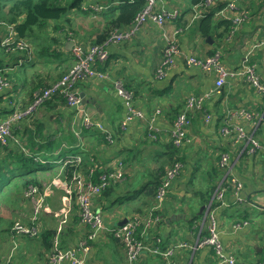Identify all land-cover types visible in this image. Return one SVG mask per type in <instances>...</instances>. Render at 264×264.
Listing matches in <instances>:
<instances>
[{
    "label": "crops",
    "instance_id": "obj_1",
    "mask_svg": "<svg viewBox=\"0 0 264 264\" xmlns=\"http://www.w3.org/2000/svg\"><path fill=\"white\" fill-rule=\"evenodd\" d=\"M122 1L124 0H89L91 8L97 3L104 8L77 10L72 16L71 27L64 25L76 37L69 41L79 40L84 45L94 43L106 26L107 19L102 13ZM175 8L181 11L176 19L161 25L148 20L132 39L110 44L108 59L96 63L105 76L85 78L78 83L77 89L83 98L84 107L97 127L107 130L109 136L97 128H87L78 108L69 105L64 98L55 96L40 106L32 116L24 117L11 125L12 136L20 146L14 140L6 147L0 146V160L10 161L16 156L17 150L20 153V149L26 154L36 155L38 159L44 157V154L53 156L67 150L69 152L66 156L81 158L84 165L80 171L85 176H89L93 170L103 172L122 169V181L95 197V207L102 210L105 222L110 227H119L118 224L128 216L142 212L139 214L145 215L150 222L148 226H143L140 233L146 241L155 243L160 240V244L166 247L179 241L194 246L198 241L205 230V206L214 197L222 181L220 156L223 152H228L231 154L233 173L243 182L242 194L246 201L234 202L230 188L226 191L224 201H215L221 239L226 252L234 255L238 264H261L264 261V150L262 148L251 153L246 149L238 157L243 144L236 142L232 136L224 135L221 129L229 125V120L226 121L228 111L232 107H243L254 114L253 121H258L257 135L264 145V94L257 92L243 75L229 77L218 88L214 69L204 71L198 66L190 65L187 59L192 55L203 58L220 51V62L226 68L240 71L245 65H253L264 83V0H212L196 6L191 0H158L156 4L157 11ZM208 15H212L214 25L209 35H203L200 32V21ZM225 15L232 19L240 17L242 20L235 26ZM225 19L232 21V28L224 33L225 28L220 21ZM53 33L57 35L59 32ZM63 33L64 31L60 34L61 44L54 46L60 47L61 52L49 56L39 54L36 60L25 61L19 67L12 64L13 61L10 63L12 65L9 68L12 70L8 76L15 80L9 88L0 91L2 113L5 109L8 112L13 109L10 100H14L19 109L30 104L40 82L34 78L35 67L44 65L49 70L45 74H39L43 78L41 81L45 82L61 75L64 68L60 64L65 68L70 67L73 63L72 53L67 48L69 41ZM173 37L176 38L181 53L177 56L175 66L165 77L159 78L157 69L162 62L167 41ZM64 41L66 45L62 46ZM14 55L20 56L19 53ZM52 69L57 70V73H53ZM118 81H123L125 88L133 94L134 91L137 92L133 96V104L146 117L157 107L161 108L158 123L162 131L158 140L148 138L147 119L135 118L125 128L122 126L128 107L118 92ZM193 94L208 95L210 98L205 101L203 110L191 112L193 124L187 129L189 141L174 149L171 147L170 132L174 118L185 108L187 97ZM208 112L212 115L210 120L206 118ZM6 118L7 116H3L0 119ZM242 123L251 130L252 122L243 120ZM171 156L172 162H181L184 169L173 179L161 206L155 207L156 198L153 202L151 199L150 203L152 195L146 196L147 190L143 192V189L148 182L158 179L160 184L155 189L157 193L172 163H167L166 159ZM42 162L45 163V160ZM160 162L163 167L156 172ZM10 163L15 165L16 162ZM43 163L29 175L44 178L51 174L52 168L42 169ZM154 181L149 190L153 191L155 188ZM7 190L6 188L1 192ZM11 201L12 199L3 202L7 206L0 204V236L3 235L1 229L5 228L4 221L9 213L16 214L13 222L24 217L19 209L20 204L15 206ZM22 204L24 209L25 203ZM70 209L67 219L74 216L71 201ZM77 214L79 215L78 210ZM240 223L241 227L237 228ZM77 229L81 232L78 226ZM82 234L84 233L81 232L80 235ZM110 236L108 232L98 235L93 243L94 251L86 264H100L98 260L104 264L105 260L96 255L97 251L104 248L107 252L106 264H116L119 256L126 264L122 245L118 246L116 252L111 246L105 247L106 242L110 245ZM71 237L68 243L76 239L73 235ZM5 238L12 243L10 232L5 234ZM26 239L21 238L20 241V247L24 250L27 248ZM36 261L40 264L45 262L39 258ZM173 262L217 264L218 259L210 246L188 247L179 249ZM137 264L166 263L163 256L144 251Z\"/></svg>",
    "mask_w": 264,
    "mask_h": 264
},
{
    "label": "built area",
    "instance_id": "obj_2",
    "mask_svg": "<svg viewBox=\"0 0 264 264\" xmlns=\"http://www.w3.org/2000/svg\"><path fill=\"white\" fill-rule=\"evenodd\" d=\"M158 0H146V6L139 11L135 16L133 22L122 28L114 30L110 36L102 43H90L84 45L83 43L73 42L71 47L72 54L75 60L73 67L59 80L52 84L44 91L36 92L33 103H30L25 109H19L17 107L16 112L8 115L5 120L0 121V144H7L9 138L12 137V123L17 119L30 116L45 101L51 98L54 94H61L66 102L78 108L82 114L83 124L87 128H97L106 136L109 133L104 128L97 127V124L87 112L84 107L83 98L77 89L78 83L87 78L91 77H103L105 73L98 69L96 66L97 62H104L109 57L108 46L110 44H119L123 41H127L133 38V36L139 31L140 27L147 22L152 20L157 24H164L166 21L176 19L179 14V9L172 10H156V4ZM212 0H206L207 3ZM234 7V5H231ZM95 9H102V5L95 4L92 6ZM231 16L225 15V18L231 19L235 26L241 22L240 17L234 19ZM10 29L3 33L1 45L7 47L8 50L26 48L28 50V43L23 38H18L16 31L12 26ZM235 28V27H234ZM264 43V41H263ZM29 53L32 52L28 50ZM181 53L179 44L175 37L169 39L163 52V59L157 69V77L163 78L176 64L177 56ZM220 51H216L212 55L207 57L190 56L187 61L190 65L198 66L204 71H210L212 69L216 72V86L222 87L229 77L242 76L245 77L257 92L264 94V83L260 80L259 75L253 65H245L240 71H234L226 68L220 62ZM6 72L0 70V91L5 88H9L12 84L11 80L7 78ZM119 94L125 99L128 113L122 121V126L125 128L135 118L147 119L148 120V134L151 140H158L162 127L158 123V115L161 113V108L157 107L153 114L146 117L145 113L138 109L133 104L134 94L127 90L124 86L123 81L116 82ZM210 96L203 94H193L186 99L185 108L179 112L174 118L173 127L171 129L172 143L176 146H182L185 141H189L188 128L193 124V117L191 112L194 110H203L204 103ZM206 118L210 120L212 118L211 113H207ZM254 114L249 112L243 107H232L227 113V119L229 125L222 127L221 131L224 135L232 136L236 142L243 144L238 157L246 149L251 153L258 152V150H264L261 140L256 136V130L258 121H253ZM243 120H247L253 123L251 130L242 123ZM81 162V158L77 156ZM70 159L66 160V163ZM219 167L223 170L222 181L217 188L214 197L205 206L204 211V223L205 230L202 231L201 236L194 246L188 242L179 241L178 243L171 244L163 247L160 244V240L155 243L146 241L142 233L138 232L141 225L148 226V219L145 215L134 213L125 219V222L119 227L107 226L105 217L101 209H96L94 198L102 195L108 187L113 184L119 183L124 177L122 169L103 171L101 172L98 180H94L89 176H85L82 172L77 169L74 171L71 180H63L61 177H54L53 180L45 185L44 187H31L25 192L26 198H30L33 202L34 213L27 221H16L11 227V239H12V250L3 259H0V264H14V255L18 248V243L21 238H32L37 236L42 227V215L46 212L53 213L55 216L60 217V224L58 232L54 238V244L47 255L45 264H86L88 259L94 251L93 243L97 240L98 235L101 232L112 233L114 236L119 237L125 248V255L127 264H137L142 253L148 251L152 254H158L163 256L166 264H174V255L179 249L183 248H203L210 246L213 248L216 258L218 259L217 264H238L237 259L234 255L226 252L223 245L219 222L216 216L215 201L218 199L224 201L226 191L230 188L234 195V202L243 203L246 201L245 196L242 194L244 188L243 182L237 178L233 173L231 165V154L223 152L220 156ZM184 169L181 162L172 163L166 171L164 181L158 187L156 194V205L155 207L161 206L162 202L166 198L172 181L174 178L179 176ZM54 187L62 188L65 192L63 195V207L57 211L53 210L48 203V196L52 193ZM75 197L76 203L79 208L80 222L78 226L86 228L87 233L83 236L77 237L74 241L68 243L65 246L61 244V229L62 226L68 220V214L70 212V201ZM237 228L241 227V223L237 224ZM264 264V261L261 263Z\"/></svg>",
    "mask_w": 264,
    "mask_h": 264
},
{
    "label": "trees",
    "instance_id": "obj_3",
    "mask_svg": "<svg viewBox=\"0 0 264 264\" xmlns=\"http://www.w3.org/2000/svg\"><path fill=\"white\" fill-rule=\"evenodd\" d=\"M205 1L206 0H191V2L195 6L204 3ZM88 2L89 0H0V48H2L4 52L3 56L0 54V70L5 71L7 74L6 75L7 78L10 79L11 77L8 76L9 75L8 73L12 70L9 68L12 64H16V66L19 67L23 65L25 61L36 60L39 54L49 56L50 54L53 55L55 52L56 53L61 52L60 47H54V46H58L59 44H61L60 34L62 33V31H64L63 36L66 39H68V41L76 39L74 33L70 29L67 30L64 27V25H69V27H71L70 23L72 21V16L75 12H77V10H82V11H86L90 9L94 10L93 8L90 7V5H88ZM97 4L101 5L99 3ZM145 6H146V0H124L119 4H117L116 6L109 9L108 11H104L102 15L107 19L106 26L104 27V30L97 36L94 43L100 44L104 42L114 30L130 25L133 22L135 16ZM220 23H222L225 28L224 33L231 31L232 21L225 19V20H221ZM213 25H214V21L212 15H208L207 17L202 19L200 21L201 34L209 35V33L213 28ZM10 26H12L13 29L16 31L18 38H23L27 41L28 50L32 49L31 53H29L26 48L8 50L7 47H1V40L3 36L1 35V33L7 32L10 29L9 28ZM1 27L5 28V30H3ZM53 32H59V33L55 35ZM73 42L82 43L79 40ZM63 44L64 45L62 46L66 45L65 41L63 42ZM15 53H19L20 56L17 57L16 55H14ZM72 58H73V62H75L73 54H72ZM3 61H7L10 63L13 61V63L12 64L9 63V65H4ZM18 63L20 64L17 65ZM60 67L64 68L61 75H59L56 79H53L50 82H45V80L40 81L36 86V90L44 91L48 87L52 86L53 83H55L57 80L62 78L73 67V63L70 65V67L65 68L62 66V64H60ZM13 80L15 79H12L11 82H13ZM136 93L137 92L134 91V95ZM55 96L56 97L59 96L62 99L64 98L61 94H54L51 98H54ZM34 99H35V95L31 99L30 103H33ZM48 101H50V98L47 99L45 103ZM9 103L12 104L13 109L10 112H8L9 110L5 109V111L2 113L1 111L3 109L2 107L0 109L1 111L0 118H2L3 116L8 117L9 114L16 112L18 106L15 104V101L10 100ZM34 113L35 112L30 114V116H32ZM21 119H17V121L13 123H17ZM0 121H2V119H0ZM257 132L258 129L256 130V134ZM256 136L259 138L258 135ZM32 138L33 137L31 138L29 137V139ZM13 140L18 146H20L17 143L18 141H16L13 138V136L9 138L7 144L4 145L0 144V146L6 147ZM171 147L174 149L178 148L172 142H171ZM67 152L69 151L64 150L53 156L44 154L45 155L44 157H40V159H38L36 155L26 154L20 149V153L17 150L16 156L13 157L10 161H8L7 159L0 160V204L3 199L5 201L12 199L11 202L15 203L16 204L15 206H17L21 202H25V200L28 201V199L25 196V191L27 188H29L30 186L39 187V188L44 187V181L50 183L55 176L56 177L60 176L61 179L63 180H67V181L71 180L74 171L77 169L80 170L81 166H83L84 163H82L83 162L82 160H81L82 162H80L78 158H76L75 156L66 157ZM171 158L173 159V156H171ZM43 159L45 160V163L42 162ZM51 159H53V161H50ZM68 159H70V161L66 163L65 160ZM12 161L16 162L15 165H10L11 164L10 162ZM42 163L44 164L42 169L48 170L52 168L51 174L50 173L47 174L46 176H44V178H40L38 175L35 174L29 175L31 174V172L33 173L37 171L39 169L38 166L41 165ZM13 166L15 168H13ZM162 167L163 166H161V168ZM55 171L58 172L54 173ZM100 174L101 171L93 170L91 172V177L94 180H98ZM153 181L148 182V184H146V186L143 189V192L147 190L146 196L150 197L152 195L149 198L150 203H151V199L153 202L154 198H156L157 193L155 192V189H157L156 187L160 184V181L156 179V181H154L156 184L155 188L153 189V191L149 190L152 187L151 183H153ZM6 188L8 189L7 191L1 192ZM61 192L64 194L63 189H61ZM6 198H10V199H6ZM71 205L74 216L73 218L68 219L67 223L62 226L61 235H60L62 246L68 244L70 236L72 235L77 236L80 235L81 232L82 233L88 232L86 228H82V226L80 227L78 226V222H80V216L77 214V210L79 206L76 203L75 197L71 199ZM136 213L139 214L142 212H136ZM56 226L57 225L52 226L49 223L47 224L43 223V227L37 236L32 238H27L29 240L26 241L27 242L26 250L29 249L32 250L33 252V248L35 247L37 249L36 253L38 258L44 259V261H46L47 255L49 254V252L53 247L54 238L58 232L59 224L57 227ZM77 226L78 228L81 229V232L79 229H77ZM143 226L144 225H141L139 227L138 232H142ZM11 227L9 228V230L4 229V232L8 234L9 232L11 233ZM83 235L84 234L78 237H81ZM110 237H111V242H113L112 243L113 246L116 245L117 243L118 244L120 243L119 237L114 236L112 233Z\"/></svg>",
    "mask_w": 264,
    "mask_h": 264
},
{
    "label": "rangeland",
    "instance_id": "obj_4",
    "mask_svg": "<svg viewBox=\"0 0 264 264\" xmlns=\"http://www.w3.org/2000/svg\"><path fill=\"white\" fill-rule=\"evenodd\" d=\"M105 7H107V6H105ZM108 11V10H107ZM1 26H4V25H1ZM3 30H5V28H3V27H1ZM1 35H3V33H1ZM1 47H4V46H2L1 45ZM16 50V49H15ZM3 50H2V48H0V54L3 56ZM3 63H4V65H8L10 62H7V61H3ZM20 63H18L17 65H19ZM75 64V62H73V65ZM35 72H34V78H36L37 80H39V81H41L43 78H41V77H39V74L41 73V74H45V73H47L49 70L46 68V66H44V65H38L37 67H35ZM52 72L53 73H57V70H55V69H52ZM10 80H12L11 78H10ZM38 91H40V90H36L34 93H33V95L36 93V92H38ZM148 138H149V134H148ZM188 138L190 139V137H189V135H188ZM150 139V138H149ZM151 140V139H150ZM153 141V140H152ZM176 146V145H175ZM177 147H179V146H177ZM168 159V160H167ZM167 159H166V162L167 163H171L172 162V158L171 157H167ZM173 163V162H172ZM171 163V164H172ZM170 164V165H171ZM164 165H165V163H164ZM161 166H162V163L160 162L159 163V165H158V168H157V170H156V172H159V170L161 169ZM57 169V168H56ZM55 169V170H56ZM58 171H55L54 173H57ZM48 184V182L46 181V182H44V186L45 185H47ZM61 189L62 188H58V187H55L54 189H53V193H52V196L51 197H49V204H50V207L53 209V210H59V209H61L62 207H63V195L65 194V192H64V194L61 192ZM132 192L134 191V190H131ZM6 199H10V198H6ZM3 202H5V200L3 199L2 201H1V203H2V205H4V203ZM25 205H24V209L22 208V206H23V204H22V202L21 203H19L20 204V206H19V209H20V211H21V213H23L24 214V217H21V218H18L17 220H15L14 222H13V220L15 219L14 217H15V215L16 214H12V213H9V216H7V220L6 221H4L5 223H4V227L5 228H2L1 229V232H3V235H1L0 236V253H1V255H0V258L1 259H3V257H5V256H7L8 254H9V252L12 250V243L10 242V241H8V238H5V232H4V229H7V230H9V228L12 226L13 227V225L16 223V221H27L32 215H33V213H34V207H33V202H32V200L30 199V198H28V201H26L25 200ZM54 205V206H53ZM4 206H7V205H4ZM15 211H16V209H15ZM16 213H17V211H16ZM104 214V213H103ZM104 217H105V215H104ZM14 218V219H13ZM42 221L43 222H45V224H47V223H49L50 225H52V226H54V225H57L58 226V224H60V219L57 217V216H55L53 213H51V214H49V213H44L43 215H42ZM13 222V223H12ZM148 223L150 222V220L148 219V221H147ZM66 223H67V221H66ZM65 223V224H66ZM119 226L120 225H122V224H118ZM56 226V227H57ZM2 227H3V225H2ZM73 236H75V238H77L79 235H73ZM72 237L70 236L69 237V239H71ZM74 238V239H75ZM73 239V240H74ZM27 241L29 240V239H26ZM20 241H21V239L19 240V243H18V248L16 249V252H15V255H14V264H40V262H37L36 260L38 259V257H37V249L34 247L33 248V252H32V250H24L23 249V247H20L21 246V244H20ZM120 241V240H119ZM112 243L113 242H111L110 241V245L108 244V242H106L104 245H105V247H107V246H111L112 247V250H114L115 252L117 251V249H118V246L120 245H122L123 246V248H124V245H123V243L120 241V243L118 244H116V245H112ZM28 245H29V243H28ZM33 245V244H32ZM98 246H99V244H98ZM11 249V250H10ZM124 251H125V248H124ZM4 254H6V255H4ZM17 254V255H16ZM4 255V256H3ZM96 255L98 256V257H101V258H103L104 260H105V263L104 264H106V262H108L107 261V259H106V255H107V252L105 251V248L104 249H101V250H99V251H97L96 252ZM37 257V258H36ZM118 259L119 260H117V263L116 264H125V261H123L122 262V257L121 256H119L118 257ZM99 262H100V264H102L101 263V261L100 260H98ZM43 264H45V262H43Z\"/></svg>",
    "mask_w": 264,
    "mask_h": 264
},
{
    "label": "water",
    "instance_id": "obj_5",
    "mask_svg": "<svg viewBox=\"0 0 264 264\" xmlns=\"http://www.w3.org/2000/svg\"><path fill=\"white\" fill-rule=\"evenodd\" d=\"M71 46H73V41H69L67 43V48L71 49ZM125 222V220L121 221L120 224H123Z\"/></svg>",
    "mask_w": 264,
    "mask_h": 264
},
{
    "label": "clouds",
    "instance_id": "obj_6",
    "mask_svg": "<svg viewBox=\"0 0 264 264\" xmlns=\"http://www.w3.org/2000/svg\"><path fill=\"white\" fill-rule=\"evenodd\" d=\"M67 157V156H66ZM69 157H71V156H69ZM76 157V156H75ZM60 161V160H59ZM66 161V160H65Z\"/></svg>",
    "mask_w": 264,
    "mask_h": 264
}]
</instances>
